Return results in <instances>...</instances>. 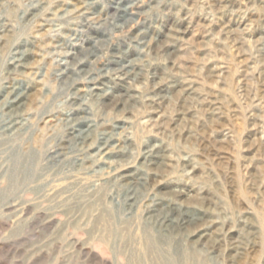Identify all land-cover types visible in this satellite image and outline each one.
I'll list each match as a JSON object with an SVG mask.
<instances>
[{
    "label": "rangeland",
    "instance_id": "1",
    "mask_svg": "<svg viewBox=\"0 0 264 264\" xmlns=\"http://www.w3.org/2000/svg\"><path fill=\"white\" fill-rule=\"evenodd\" d=\"M130 258L264 264V0H0V264Z\"/></svg>",
    "mask_w": 264,
    "mask_h": 264
},
{
    "label": "bare ground",
    "instance_id": "2",
    "mask_svg": "<svg viewBox=\"0 0 264 264\" xmlns=\"http://www.w3.org/2000/svg\"><path fill=\"white\" fill-rule=\"evenodd\" d=\"M120 6V5H119ZM116 9L118 10V6L116 7ZM120 9V8H119ZM114 16V15H113ZM118 17V16H117ZM116 17V18H117ZM119 19H120V17H119ZM125 19V18H124ZM122 20V19H121ZM120 27H122V25H120ZM123 28V27H122ZM84 53V52H83ZM85 53H87V52H85ZM90 53V52H89ZM17 54V56H16V58L14 59L15 61H14V63H15V65H16V67H18V66H20L21 65V63L24 61V59H25V56L24 55H26V54H24L23 52H21V53H16ZM92 54V53H91ZM65 55V54H64ZM89 55V54H88ZM69 58H70V60H72V61H69V65H72V66H76V68H79V70L80 71H84L85 70V68H83V65H82V62H81V60L83 59V58H81V59H79L80 60V62L79 61H77V59H78V55L75 53V52H72V53H70L69 55ZM92 56V55H91ZM87 58V57H86ZM85 59V58H84ZM90 59V58H89ZM113 62H115V61H113ZM65 63V62H64ZM115 64V63H114ZM116 64H118V63H116ZM115 64V65H116ZM121 64V63H120ZM119 64V66H117V67H115V68H102V70L101 71H103L104 70V72L105 73H108V72H110V71H112L113 72V75L116 77V78H118V79H120V80H122V81H124L125 79H127V78H131V76H133V72H132V70H131V68H129V66L128 65H124V64H122V65H120ZM68 65V66H69ZM65 68H66V70H64V71H62L61 72V78L63 79V78H68L69 76L67 75V73L69 72V68L67 69V66H65ZM107 69H109V70H107ZM68 70V71H67ZM79 71V72H80ZM85 71H87V70H85ZM110 75H112V74H110ZM136 75V73L134 74V76ZM138 75V74H137ZM86 76V75H85ZM100 76V75H99ZM87 77V76H86ZM85 77V78H86ZM113 77V76H112ZM136 78V77H135ZM104 79V78H103ZM101 80V79H100ZM100 80H98L97 82H95L94 83V85L91 87V88H89L90 89V92L89 93H91L93 96H96V97H98V98H105V97H108L109 95L112 97V98H116V99H118V98H121V97H123V93H119V94H115V95H113V94H110L109 92H106V90L104 89V87H103V82H101ZM75 82V81H74ZM73 83V82H72ZM88 83V82H87ZM157 84V83H156ZM20 90H19V88H12V90L9 92V94H11V98H10V104H9V106H8V108H9V110H8V112L7 113H9V118L2 124V129L5 131V132H11V131H14V130H17L19 127L21 128V126H22V124H21V121L19 120V113H18V111H17V109L18 108H20V106L21 105H23L25 102H24V95H23V93L22 92H19ZM75 94H77V93H75ZM28 96V95H27ZM26 96V97H27ZM109 96V97H110ZM164 96L165 95H162L161 96V98L163 99L164 98ZM124 97H126V96H124ZM71 100V99H70ZM115 100V99H114ZM113 100V101H114ZM120 103V102H119ZM23 117V116H22ZM76 117V116H75ZM74 121V120H73ZM68 123H69V121H68ZM77 124V123H76ZM75 124V126H77ZM71 129H74V130H76L75 132H74V138L75 139H77L79 142H81L82 144H85L86 142H88V147L89 146H91L92 145V139L90 138V133H91V128H90V126L88 125L87 126V128L85 129H75V127H74V125L72 124V127H71ZM102 135V134H101ZM106 136H107V134H105ZM112 138V137H111ZM109 139L110 138H106V137H101V138H99V140H98V153L99 154H105L106 152H107V146H108V144H107V142L109 141ZM115 139V138H114ZM87 144V143H86ZM90 150V149H89ZM159 152V150H157V149H155V148H153V146L150 148V149H148L147 151H146V162L148 163L147 165H152V164H154V163H156L155 161L158 159L157 157H158V152ZM159 164V163H158ZM163 164V163H162ZM157 167V166H156ZM159 167V166H158ZM147 168V167H146ZM150 171V170H152V167H148V169H147V171ZM157 171V170H156ZM150 173H151V171H150ZM128 176V175H127ZM139 183V182H138ZM138 183H136V184H138ZM134 187V186H133ZM138 188V187H137ZM132 190V189H131ZM179 190V189H178ZM137 191V190H136ZM129 192V191H128ZM174 192V191H173ZM177 192V191H176ZM175 195H176V193H175ZM186 195V193L184 192V191H182L181 189H180V191L179 192H177V196H179V197H183V196H185ZM168 205V204H167ZM174 205V204H173ZM173 205H171V206H173ZM175 206V205H174ZM178 206V205H177ZM183 208V207H182ZM179 209H180V207H179ZM178 209V210H179ZM186 209V208H185ZM170 210V209H169ZM182 211V210H181ZM177 212V211H176ZM175 213V212H174ZM163 214H166V213H163ZM163 214L161 215V216H163ZM182 214V213H181ZM156 216V215H155ZM158 216V215H157ZM176 216H177V214H176ZM175 216V217H176ZM180 216V215H179ZM151 217V216H150ZM153 218H155V217H153ZM160 218V217H159ZM166 218V217H165ZM177 218V217H176ZM179 218V217H178ZM186 218V217H185ZM168 220H169V218H168ZM187 220V219H186ZM181 221V220H180ZM185 221V220H184ZM165 222V221H164ZM189 222H190V220H189ZM167 223V222H166ZM168 223H170V222H168ZM173 224V223H172ZM156 225V224H155ZM166 225V224H165ZM171 225V224H170ZM169 225V226H170ZM181 226V225H180ZM167 227V226H166ZM176 228H177V225H176ZM181 228V227H180ZM171 230H172V227L170 228ZM174 229V228H173ZM181 230V229H180ZM169 231V230H168ZM198 234V233H197ZM143 247V246H142ZM149 248L146 246H144L143 247V252H146L147 250H148ZM81 253H84L83 252V250H82V248H81V251H80ZM134 258V257H133ZM133 258L131 259H129L125 264H187L188 263V260H184V261H182V263H179L177 260H171V261H169V262H162V261H158V260H156V261H152V260H143V259H136V260H133ZM102 264H106L104 261H102L101 262ZM189 264V263H188Z\"/></svg>",
    "mask_w": 264,
    "mask_h": 264
}]
</instances>
